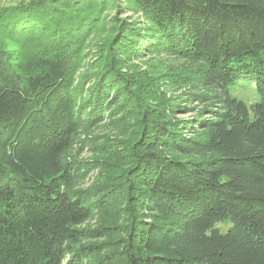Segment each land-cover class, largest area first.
I'll list each match as a JSON object with an SVG mask.
<instances>
[{
    "label": "trees",
    "instance_id": "16d2710c",
    "mask_svg": "<svg viewBox=\"0 0 264 264\" xmlns=\"http://www.w3.org/2000/svg\"><path fill=\"white\" fill-rule=\"evenodd\" d=\"M110 1L0 4V264H264V0H126L139 20L113 18L103 61L81 73ZM151 54L187 63L124 70ZM191 80L218 109L184 120L163 87ZM113 111L131 135L77 190L64 154ZM101 210L98 236H122L83 243Z\"/></svg>",
    "mask_w": 264,
    "mask_h": 264
},
{
    "label": "rangeland",
    "instance_id": "374dc122",
    "mask_svg": "<svg viewBox=\"0 0 264 264\" xmlns=\"http://www.w3.org/2000/svg\"><path fill=\"white\" fill-rule=\"evenodd\" d=\"M118 8H121V11H117ZM139 15L137 12L126 7V0H111L108 8L105 10L104 19L93 30L88 39V46L85 51V66L82 68L81 73L92 71V66L96 68V60L101 62L102 57H98L100 55L99 49L106 46L105 39H109L115 29V23L112 21L113 18L117 16L123 19L133 18L139 20ZM186 63L185 59L174 55L151 54L124 66V70L128 67L132 70L137 69V71L146 68L150 71L161 70V72H167L173 68L185 66ZM163 88L167 92V95L173 98L174 103L181 105L178 118L189 120L206 109H218V103L214 102V99H206L204 101L192 99L193 94H203L207 98H211L210 94L213 93L212 90L203 87L199 81L191 80L189 84L181 86L169 85ZM235 93L250 101L254 97V86L249 81H243L235 90ZM120 117V111L118 113H114L113 111V114L99 122L90 121L87 124L84 123L75 142L65 152L66 161L73 165L74 171L78 175L77 190L89 192L90 188L99 185L103 180V173L105 172L106 163H103V160H107V157L113 156L115 152L119 154L122 152V143L131 135L132 127L124 124V121ZM125 122L128 121L125 120ZM115 191L119 190L116 188ZM104 218L105 213L102 210L95 211L89 220L79 226V228L86 231V237L82 240L83 243L103 244L105 240L109 243L119 240L118 238L122 236V233L111 227H108V229H110V233L112 234H108L106 237L98 236V231L101 230L105 223L103 221ZM120 226H124V223L122 222ZM217 227L222 229V231H227L231 227V223L220 222L217 224ZM91 263L92 258L84 261V264Z\"/></svg>",
    "mask_w": 264,
    "mask_h": 264
},
{
    "label": "built area",
    "instance_id": "2783aa9c",
    "mask_svg": "<svg viewBox=\"0 0 264 264\" xmlns=\"http://www.w3.org/2000/svg\"><path fill=\"white\" fill-rule=\"evenodd\" d=\"M3 0H0V4L2 3Z\"/></svg>",
    "mask_w": 264,
    "mask_h": 264
}]
</instances>
